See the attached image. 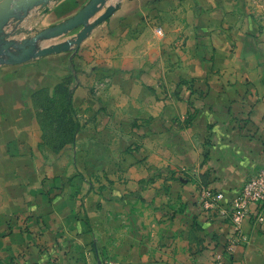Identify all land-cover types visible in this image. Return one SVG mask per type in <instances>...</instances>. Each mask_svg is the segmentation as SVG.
Segmentation results:
<instances>
[{
  "label": "crops",
  "instance_id": "obj_1",
  "mask_svg": "<svg viewBox=\"0 0 264 264\" xmlns=\"http://www.w3.org/2000/svg\"><path fill=\"white\" fill-rule=\"evenodd\" d=\"M90 1L50 0L11 19L5 31L31 38ZM252 3L264 10V0H106L99 13L116 9L77 49L0 64V264H101L102 238L107 264H209L224 250L232 223L203 208L194 180L222 192L229 207L249 174L264 168V12L252 15ZM101 74L113 76L116 90L113 84L104 99L121 100L122 116H153L144 155L120 158L122 196L145 201L134 228L131 206H120V234L109 216L115 208L108 215L92 207L96 197L75 171L70 154L80 138L76 150L43 145L33 104L39 91L67 83L78 112L98 115L103 98L88 85ZM165 84L171 91L163 92ZM167 120L175 139L163 149ZM154 165L185 167L197 177L165 182L166 175L152 176ZM85 194L90 225L81 212ZM243 228L250 241L225 264H264V204L248 206Z\"/></svg>",
  "mask_w": 264,
  "mask_h": 264
},
{
  "label": "rangeland",
  "instance_id": "obj_2",
  "mask_svg": "<svg viewBox=\"0 0 264 264\" xmlns=\"http://www.w3.org/2000/svg\"><path fill=\"white\" fill-rule=\"evenodd\" d=\"M249 7L251 8L252 15L257 18H260L264 12V10L258 7L256 4L252 3L249 5ZM262 22H264V19ZM80 29L81 27L54 38L42 39L39 41L38 45L39 47H44L52 45L60 40L75 38ZM33 35L34 32H31L27 34L26 37H32ZM15 37L16 35L14 37L11 35V38L15 40L20 41L22 39V35L17 36V38ZM73 47L77 49L76 46ZM78 72V70L74 71L75 74ZM87 74L88 76L92 75L90 72ZM112 79L113 76L111 77L108 74H101L99 75V79L96 82L88 85V88H91L90 92L92 91V96L94 98H103H98V102L95 100L97 105L94 107H99V109L101 108L98 115L90 114L88 111V113L86 112L87 114L84 112H78L73 103V88H71L70 84L67 83L64 87L62 85L55 90H48L36 95L33 104L36 119L43 130V145L48 146L51 150L58 153L62 152L64 149L76 150L74 148V144H76V140L80 138V149L77 152L71 151L70 154L71 159H73L74 162L79 163L77 164V166L79 165V168H77L75 171H78V174H83L85 181L88 183V189L92 191L96 197V200L90 201L92 207L97 206L98 209L103 207V210L109 211L108 215L110 213L111 207L115 208L114 214L112 213L113 216H109L111 219H115V221L119 223L117 230L120 234L122 217L126 220V216H123L120 206L123 204H129L131 206L130 220L132 221L131 225L134 228L137 221V205L141 202L137 197L134 196L130 197V200H128V197L125 198L122 196L121 185L123 184V174H121L120 158L123 153L135 155L138 154L139 156H143V144H145V142L148 144V142L152 140L154 125L153 116L148 112H144L145 115L141 117L137 114L135 115L132 112H130L128 116H122L120 113L122 108L121 100H112L110 98L104 99L107 97V93L113 88V84L115 88V83L112 81ZM170 87L171 86L168 84L163 85V92L171 91ZM114 90H116V88ZM69 94L72 97V105L69 102ZM82 107L84 108V106ZM124 109H126V107H124ZM164 123V125H166L165 130H161L162 132H159L162 138L161 140L163 143V149L170 142H174L173 140L175 139L174 134H170L168 131L167 125L170 124L171 121L167 120ZM178 124L180 125V128H184L188 123L185 120L183 123ZM149 144L152 143L149 142ZM57 148H59L58 151ZM111 155L114 156L113 159L106 158V156ZM261 169L264 168H260L258 170ZM152 170L153 171L151 174H153L152 176L156 178L166 175L164 179L165 182L171 180L169 179L171 175L178 177L180 181H182L181 178L186 179L188 175L190 177H197L192 171H189L185 167L177 168L176 166L168 167L167 165H154L152 166ZM255 171L257 170H254L253 172ZM155 181L156 180H154V182ZM195 182L198 186L199 202L203 206L201 200L202 192H204V190L207 188L211 189V187H209L208 183L199 178L194 180V183ZM145 183H149V180L145 181ZM85 197H87V194H85L82 198L81 212L84 214V220H86L90 225L92 219H90L89 210H86L84 207L87 203ZM141 204L144 205L145 201H142ZM204 209L210 212V215H212L213 211H218V214L220 215V212L217 209ZM106 215L107 212H105L102 217L98 216V224L105 226ZM101 220L103 221L101 222ZM104 232L105 231H99V234H97L99 235L98 237H102ZM233 233L234 231L232 234ZM244 233L248 236L245 231ZM102 240L100 247L101 259H99L98 262L101 264H107L105 257L106 250L102 247L105 246L103 245L105 243L104 238H102ZM228 241L224 247V250L221 251L224 256L223 264H225V257L231 255L238 247L237 246L234 251H228ZM249 241L250 237L248 236V241L246 244L249 243ZM218 253L215 254L214 260L209 264H216ZM52 264H57V261H54Z\"/></svg>",
  "mask_w": 264,
  "mask_h": 264
},
{
  "label": "water",
  "instance_id": "obj_3",
  "mask_svg": "<svg viewBox=\"0 0 264 264\" xmlns=\"http://www.w3.org/2000/svg\"><path fill=\"white\" fill-rule=\"evenodd\" d=\"M50 0H0V64H19L33 58L51 53L78 48L89 33L100 23L109 18L116 6H108L99 13L106 0H91L73 17L51 28H46L31 38L17 42L11 39L12 33L5 31V26L11 19H21L25 13L38 5L46 6ZM96 17L93 21L91 19ZM81 27L75 38L39 47V41L54 38Z\"/></svg>",
  "mask_w": 264,
  "mask_h": 264
},
{
  "label": "built area",
  "instance_id": "obj_4",
  "mask_svg": "<svg viewBox=\"0 0 264 264\" xmlns=\"http://www.w3.org/2000/svg\"><path fill=\"white\" fill-rule=\"evenodd\" d=\"M224 195L220 191L207 188L202 192L203 207L209 210L217 209L221 216L227 217L233 225L234 233L229 237L228 251H234L237 246L248 241L244 233L243 222L248 213V206L255 202L264 204V169L251 172L244 182L240 193L232 199L229 207H225ZM223 253H218L216 264H223Z\"/></svg>",
  "mask_w": 264,
  "mask_h": 264
},
{
  "label": "trees",
  "instance_id": "obj_5",
  "mask_svg": "<svg viewBox=\"0 0 264 264\" xmlns=\"http://www.w3.org/2000/svg\"><path fill=\"white\" fill-rule=\"evenodd\" d=\"M60 86H62V85H60ZM60 86H59V87H60ZM45 91H47V90L39 91L38 93L35 94V96L38 95V94H40L41 92H45ZM34 99H35V98H34ZM69 102H70L71 105H72V97L70 96V94H69ZM58 150H59V148H57V151H58Z\"/></svg>",
  "mask_w": 264,
  "mask_h": 264
}]
</instances>
